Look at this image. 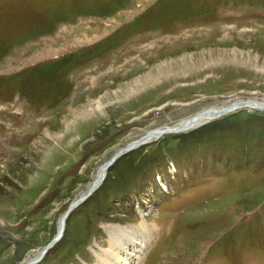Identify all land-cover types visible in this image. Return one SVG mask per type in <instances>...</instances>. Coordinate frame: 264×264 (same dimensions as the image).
<instances>
[{
  "label": "rangeland",
  "instance_id": "obj_1",
  "mask_svg": "<svg viewBox=\"0 0 264 264\" xmlns=\"http://www.w3.org/2000/svg\"><path fill=\"white\" fill-rule=\"evenodd\" d=\"M236 98L264 0H0V264H97L112 226L141 264H264V107L119 153L52 239L118 147Z\"/></svg>",
  "mask_w": 264,
  "mask_h": 264
},
{
  "label": "bare ground",
  "instance_id": "obj_2",
  "mask_svg": "<svg viewBox=\"0 0 264 264\" xmlns=\"http://www.w3.org/2000/svg\"><path fill=\"white\" fill-rule=\"evenodd\" d=\"M236 100H242L241 103L232 106L231 108L225 110V111H220L219 107H212V108H207L205 110L199 111L198 113H196L193 116H190V118L187 119H183L180 122H178L175 126L176 129L174 130H170V131H175V130H180V129H185V128H189L192 127L200 122L206 121L214 116L219 115L222 112H226L228 110H231L232 108H234L235 106H245V107H253V108H263V107H259L257 105H255V103H258L259 105H263L264 101H258V100H254V99H235ZM223 105H228V104H223ZM222 105V106H223ZM219 110V111H218ZM158 129H163V128H158ZM156 130V129H155ZM170 131H165V132H170ZM154 134H153V130L146 132L145 134H143L141 136V141L138 143H142L143 141H148L151 138H154ZM132 142L128 143L131 144ZM136 144V145H138ZM133 145L131 148H133ZM130 149V148H129ZM104 175V169L101 170L100 166L98 167L95 175L93 176L92 181L86 186V189L84 192H82V194H84L88 189H90V191L92 189H94L96 187V185L100 182V180L102 179ZM100 178V179H99ZM99 180V181H98ZM82 194H80L79 196H81ZM77 196V197H79ZM76 197V198H77ZM75 201V200H74ZM76 205V204H75ZM74 205V206H75ZM74 206L72 208H74ZM141 225V224H140ZM144 225V224H142ZM63 226V225H62ZM131 228V233H129L128 229L126 230H120L119 234H113L112 231H118L116 228H114L113 226L108 228V235H109V240H113L117 242L116 247H112L109 246L106 250H103L102 253H97V264H141V259L142 256L145 252V250L147 249L146 247V243H147V239L144 240V243H142L141 241H139L137 243V253L135 254V256H133L129 250L130 244L125 242L123 244H121L120 242H124V239H128L129 236H132V229H136L137 227H130ZM63 229V228H62ZM60 231V226L58 225V232ZM119 241V242H118ZM125 244V245H124ZM132 249H134V246H132ZM130 247V248H131ZM144 250V251H143ZM35 257V256H34ZM32 257V258H34ZM32 258H29L28 260H31ZM127 258V259H126Z\"/></svg>",
  "mask_w": 264,
  "mask_h": 264
},
{
  "label": "water",
  "instance_id": "obj_3",
  "mask_svg": "<svg viewBox=\"0 0 264 264\" xmlns=\"http://www.w3.org/2000/svg\"><path fill=\"white\" fill-rule=\"evenodd\" d=\"M245 98H246V97H245ZM249 99H250V98H249ZM241 102H242V100H241V101H240V100H239V101H238V100L235 101V99H232L231 101H229L228 105H223V106H221V107L219 108V110H220V111H225V110L231 108L232 106L236 105V103L239 104V103H241ZM255 105H257V106H259V107H264V104L261 106V105H259L258 103H255ZM219 110H218V111H219ZM175 127H177V126H172V127H170V128L165 127V128H163V129H156V130H153V134H154V136H158V135H160L161 133H163V132H165V131H170V130H174V129H176ZM141 139H142L141 136H139L138 138H136L135 140H133L131 144H125V145H123V146L118 147V148L113 152V154L110 156V158H108L107 160H105V161L100 165V169H101V170L104 169V172H105L106 167H107V166L113 161V159L116 157V155H118L119 153H121V152H123V151H125V150H127V149H129V148H131L133 145L138 144V143L141 141ZM99 179H100V178H99ZM98 181H99V180H98ZM89 192H90V189H88V190H87L84 194H82L81 196L77 197L75 201H70V202L68 203L67 207L65 208L64 212H62V214L60 215V217H59V219H58V222H57L58 225L60 226V231L57 232V233L54 235V237H53L52 239H56V238L59 237V235L61 234L62 228H63L62 225H64V218H65L66 215L69 213V211L72 209V207H73L75 204L79 203V202H80V201H81V200H82L87 194H89ZM71 202H72V203H71ZM50 243H51V242H48V243L44 244V245L40 248V250L38 251V254H37L34 258H32L31 260H27V261H25L24 264H31V263H33L34 261L38 260V259L43 255V253L46 251V249L50 246Z\"/></svg>",
  "mask_w": 264,
  "mask_h": 264
}]
</instances>
